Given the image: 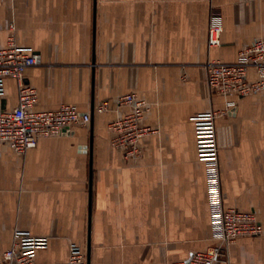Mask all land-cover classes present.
Segmentation results:
<instances>
[{
  "label": "crops",
  "instance_id": "crops-1",
  "mask_svg": "<svg viewBox=\"0 0 264 264\" xmlns=\"http://www.w3.org/2000/svg\"><path fill=\"white\" fill-rule=\"evenodd\" d=\"M221 13L222 44L209 47L211 12ZM264 38V0H0V49L37 53L27 68L34 109L94 105L91 264H169L215 243L207 164L199 157L195 117L225 106L210 97L204 63L233 62ZM255 68L248 79H258ZM0 114L19 100L5 77ZM135 93L146 102L153 133L141 153L112 144L110 124L133 110L119 103ZM237 101L218 119L224 204L252 211L259 236L237 239L219 264H264V89ZM92 121V117H91ZM91 122L39 137L24 154L0 142V254L16 230L45 237L35 264L68 262L72 245L89 238Z\"/></svg>",
  "mask_w": 264,
  "mask_h": 264
},
{
  "label": "built area",
  "instance_id": "built-area-1",
  "mask_svg": "<svg viewBox=\"0 0 264 264\" xmlns=\"http://www.w3.org/2000/svg\"><path fill=\"white\" fill-rule=\"evenodd\" d=\"M223 32L221 13L213 9L208 31L209 47L221 46ZM40 62L37 53L14 43L0 49V91L5 77L15 78L19 89L17 106L0 114V142L10 144L19 154L35 147L39 137L63 134L77 125H89L91 122V113L83 112L73 104H63L51 111L34 109L38 93L26 82L25 71ZM252 67L259 76L255 81L248 79ZM204 70L208 95L227 97L223 108L211 109L195 117L199 157L207 164L215 243L195 252L188 260L169 264H219L229 255V248L237 239L263 233L254 212L228 208L224 204L220 162L223 145L218 119L230 114L237 105V101L229 96H245L264 89V38H258L242 49L236 61L208 60L204 63ZM119 103L131 104L133 110L110 124L116 133L112 144L123 149L126 157H137L141 153V140L154 131L144 123L146 102L130 93L121 96ZM47 244V238L17 229L12 246L0 254V264H35L38 250ZM58 264H87V253L80 246L72 245L68 262Z\"/></svg>",
  "mask_w": 264,
  "mask_h": 264
},
{
  "label": "water",
  "instance_id": "water-1",
  "mask_svg": "<svg viewBox=\"0 0 264 264\" xmlns=\"http://www.w3.org/2000/svg\"><path fill=\"white\" fill-rule=\"evenodd\" d=\"M92 121H91V137H90V149H91V176H90V203H89V238H88V250H87V264H91V213H92V200H93V145H94V125H93V117H94V105L92 109Z\"/></svg>",
  "mask_w": 264,
  "mask_h": 264
}]
</instances>
